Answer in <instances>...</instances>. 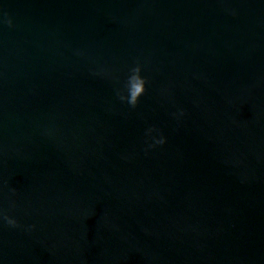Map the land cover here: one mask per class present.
Segmentation results:
<instances>
[{
	"label": "water",
	"instance_id": "1",
	"mask_svg": "<svg viewBox=\"0 0 264 264\" xmlns=\"http://www.w3.org/2000/svg\"><path fill=\"white\" fill-rule=\"evenodd\" d=\"M0 212V264H264V0H0Z\"/></svg>",
	"mask_w": 264,
	"mask_h": 264
},
{
	"label": "clouds",
	"instance_id": "2",
	"mask_svg": "<svg viewBox=\"0 0 264 264\" xmlns=\"http://www.w3.org/2000/svg\"><path fill=\"white\" fill-rule=\"evenodd\" d=\"M147 80L142 76V69L139 65L132 67L129 70V75L124 84V91L118 93V98L121 102L127 103L132 108H135L146 91ZM178 115H183V112H180ZM155 128H149L147 130V135L152 139V143L149 144V147H155L157 145H163L166 141L165 138L161 135L159 138L152 136V133L155 132ZM0 219H3L9 226L16 228L18 223L16 219L11 216L4 215L0 212Z\"/></svg>",
	"mask_w": 264,
	"mask_h": 264
}]
</instances>
